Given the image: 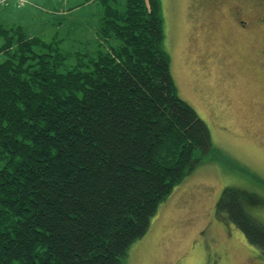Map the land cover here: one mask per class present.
<instances>
[{
	"label": "trees",
	"instance_id": "trees-1",
	"mask_svg": "<svg viewBox=\"0 0 264 264\" xmlns=\"http://www.w3.org/2000/svg\"><path fill=\"white\" fill-rule=\"evenodd\" d=\"M99 50L70 54L0 22V264H121L214 154L179 97L161 0H101ZM247 192L218 203L264 254Z\"/></svg>",
	"mask_w": 264,
	"mask_h": 264
},
{
	"label": "rangeland",
	"instance_id": "rangeland-1",
	"mask_svg": "<svg viewBox=\"0 0 264 264\" xmlns=\"http://www.w3.org/2000/svg\"><path fill=\"white\" fill-rule=\"evenodd\" d=\"M254 1L257 20L264 0ZM161 3L179 97L208 125L216 152L159 205L121 264H264L218 209L226 189L241 190L249 194L247 211L264 224V26L247 34L229 26L230 0L229 7L225 0ZM103 10L101 0H0V22L54 44L73 66L78 54L99 50Z\"/></svg>",
	"mask_w": 264,
	"mask_h": 264
},
{
	"label": "flooded vegetation",
	"instance_id": "flooded-vegetation-1",
	"mask_svg": "<svg viewBox=\"0 0 264 264\" xmlns=\"http://www.w3.org/2000/svg\"><path fill=\"white\" fill-rule=\"evenodd\" d=\"M225 2L224 5H228L227 0ZM230 3L233 7L227 9V23L240 34H247L254 24L264 26V17L256 20L255 14H253V9L256 7L254 0H230ZM261 4L264 5V3ZM262 41L264 46V40ZM260 53L264 55V50Z\"/></svg>",
	"mask_w": 264,
	"mask_h": 264
}]
</instances>
